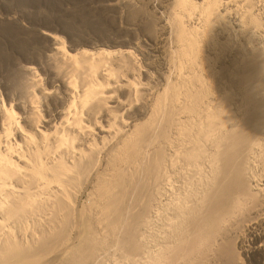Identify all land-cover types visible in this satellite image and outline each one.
Masks as SVG:
<instances>
[{
  "label": "bare ground",
  "instance_id": "6f19581e",
  "mask_svg": "<svg viewBox=\"0 0 264 264\" xmlns=\"http://www.w3.org/2000/svg\"><path fill=\"white\" fill-rule=\"evenodd\" d=\"M6 4L0 264H264V0Z\"/></svg>",
  "mask_w": 264,
  "mask_h": 264
},
{
  "label": "rangeland",
  "instance_id": "374dc122",
  "mask_svg": "<svg viewBox=\"0 0 264 264\" xmlns=\"http://www.w3.org/2000/svg\"><path fill=\"white\" fill-rule=\"evenodd\" d=\"M4 2L10 4H6L4 7L7 6L12 11L24 10L32 14L43 13L51 25L74 31L75 37L78 35L93 37L104 29H109L104 12L95 7L107 0H12L13 3H10L11 0H3ZM262 179L264 177L260 179L262 184L259 183L263 187L264 180Z\"/></svg>",
  "mask_w": 264,
  "mask_h": 264
}]
</instances>
